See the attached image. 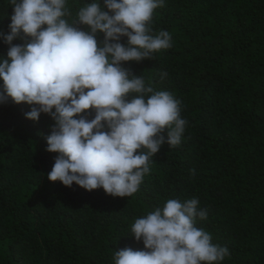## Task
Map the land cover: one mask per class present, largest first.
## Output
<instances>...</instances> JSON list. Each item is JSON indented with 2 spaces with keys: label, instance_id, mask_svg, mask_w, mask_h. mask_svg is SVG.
Instances as JSON below:
<instances>
[{
  "label": "trees",
  "instance_id": "obj_1",
  "mask_svg": "<svg viewBox=\"0 0 264 264\" xmlns=\"http://www.w3.org/2000/svg\"><path fill=\"white\" fill-rule=\"evenodd\" d=\"M92 2L67 0L73 13ZM11 14L0 0V31ZM152 28L168 31L172 47L123 66L179 99L188 124L132 196L50 181L55 122L27 119L25 103H0V264H115L116 250H144L131 236L135 219L192 198L208 214L196 226L229 249L220 264H264V0H164ZM7 50L0 39V58Z\"/></svg>",
  "mask_w": 264,
  "mask_h": 264
},
{
  "label": "clouds",
  "instance_id": "obj_2",
  "mask_svg": "<svg viewBox=\"0 0 264 264\" xmlns=\"http://www.w3.org/2000/svg\"><path fill=\"white\" fill-rule=\"evenodd\" d=\"M9 6V31H0L8 46L0 58V103H25L27 119L43 113L55 122L46 137V151L58 154L48 179L132 196L155 154L165 143L179 146L188 124L179 99L123 66L172 47L168 31L152 28L164 0H96L75 13L67 0H9ZM17 39L22 43L13 44ZM198 205L197 198L168 199L135 219L131 236L144 250H116L115 264H220L229 249L196 226L208 215Z\"/></svg>",
  "mask_w": 264,
  "mask_h": 264
}]
</instances>
